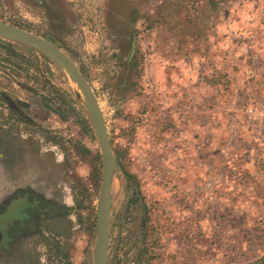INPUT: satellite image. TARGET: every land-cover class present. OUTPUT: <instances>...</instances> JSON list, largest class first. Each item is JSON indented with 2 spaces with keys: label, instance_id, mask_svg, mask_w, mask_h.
<instances>
[{
  "label": "rangeland",
  "instance_id": "1",
  "mask_svg": "<svg viewBox=\"0 0 264 264\" xmlns=\"http://www.w3.org/2000/svg\"><path fill=\"white\" fill-rule=\"evenodd\" d=\"M229 15L255 18L252 36L235 41L252 42L256 57L238 100L250 134L211 155L204 150L214 137L198 132L201 106L210 107H189L172 70L189 64L203 87L226 86L221 74L201 79L197 68L204 55L215 57L218 22ZM0 22L74 62L132 176L116 159L107 264H248L264 256V0H0ZM100 176L76 84L47 56L0 37V201L30 186L58 205L38 217L41 229L28 230L17 264H93ZM126 237L131 243L118 250ZM7 258L0 264H11Z\"/></svg>",
  "mask_w": 264,
  "mask_h": 264
},
{
  "label": "crops",
  "instance_id": "2",
  "mask_svg": "<svg viewBox=\"0 0 264 264\" xmlns=\"http://www.w3.org/2000/svg\"><path fill=\"white\" fill-rule=\"evenodd\" d=\"M254 19V17L245 15L242 17L229 15L225 19L221 18L216 32L218 33V37L215 40L216 45L211 50L215 57L210 55L212 61L209 62L210 58L205 59L206 56L204 55L201 60V67L197 68L200 69L201 79L217 76L218 73L221 74L222 78L224 77L227 82L226 86L223 87L217 83L216 85L203 87L204 84L196 80V68L192 70L189 64H185L181 68L182 73L172 70L173 80L177 82L174 84L175 90L186 94L184 97H186L189 107H192L190 104L194 102L192 100L196 102L202 100L210 107L209 109L203 104L201 107L205 111H202L201 116L198 117L203 122L199 128L200 130H198L200 138L214 137L210 141L211 144L204 150L207 154L214 155L217 152L215 147H219L220 143L223 144L221 150L226 154L233 149V147H228L225 144L229 142L230 137H234L230 142L234 145V143L242 139L243 135L248 136L250 134L245 124L244 115L238 106V100L239 93L245 86L246 73L252 67L250 62L256 57L252 56L255 55L252 50V42H242L238 45L240 41H235L236 39H245H241L240 34H246L245 37L252 36L255 24ZM180 75H182V79H179ZM178 83L182 84L183 88L177 89V85H180ZM177 111L178 109H175L174 113ZM186 114L189 115L184 118L186 122L185 128L192 131V127L195 128L193 125H198V123L194 122L196 119L194 112L190 108Z\"/></svg>",
  "mask_w": 264,
  "mask_h": 264
},
{
  "label": "water",
  "instance_id": "3",
  "mask_svg": "<svg viewBox=\"0 0 264 264\" xmlns=\"http://www.w3.org/2000/svg\"><path fill=\"white\" fill-rule=\"evenodd\" d=\"M0 37L28 46L47 56L70 77L81 92L101 156L97 246L93 264H107L111 227L110 183L116 166V158L96 95L74 62L52 42L4 22H0ZM1 237L2 233L0 232V239Z\"/></svg>",
  "mask_w": 264,
  "mask_h": 264
},
{
  "label": "flooded vegetation",
  "instance_id": "4",
  "mask_svg": "<svg viewBox=\"0 0 264 264\" xmlns=\"http://www.w3.org/2000/svg\"><path fill=\"white\" fill-rule=\"evenodd\" d=\"M13 193L0 201V232L2 233L0 256L3 254L5 258L9 257V261L13 259L11 264H17L24 257L21 255L23 253L21 245L28 234V230L32 229L33 226L41 229L38 217L40 216V219L46 218L49 208L55 209L58 205L56 204L57 201L50 202L49 199L32 190L30 186L15 189ZM120 242L117 247L118 250L126 249L131 243L127 237L121 239ZM14 250L16 251L15 256L19 257L18 261H16V257L9 256L11 252H15Z\"/></svg>",
  "mask_w": 264,
  "mask_h": 264
},
{
  "label": "trees",
  "instance_id": "5",
  "mask_svg": "<svg viewBox=\"0 0 264 264\" xmlns=\"http://www.w3.org/2000/svg\"><path fill=\"white\" fill-rule=\"evenodd\" d=\"M117 159V164L121 167L122 172L124 173V175L129 178L132 179V176L130 174H128L124 168L122 167L121 161L119 159V157H116ZM248 264H264V256L260 257L259 259L255 260L254 262L248 263Z\"/></svg>",
  "mask_w": 264,
  "mask_h": 264
},
{
  "label": "built area",
  "instance_id": "6",
  "mask_svg": "<svg viewBox=\"0 0 264 264\" xmlns=\"http://www.w3.org/2000/svg\"><path fill=\"white\" fill-rule=\"evenodd\" d=\"M247 112H248V114H250V115L254 113V111H253L252 108H249V109L247 110Z\"/></svg>",
  "mask_w": 264,
  "mask_h": 264
}]
</instances>
